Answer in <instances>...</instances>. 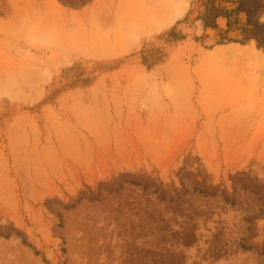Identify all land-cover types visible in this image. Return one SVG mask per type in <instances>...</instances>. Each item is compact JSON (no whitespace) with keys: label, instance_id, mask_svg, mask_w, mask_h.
Masks as SVG:
<instances>
[{"label":"rangeland","instance_id":"obj_1","mask_svg":"<svg viewBox=\"0 0 264 264\" xmlns=\"http://www.w3.org/2000/svg\"><path fill=\"white\" fill-rule=\"evenodd\" d=\"M261 29L241 0H0V264H264Z\"/></svg>","mask_w":264,"mask_h":264},{"label":"trees","instance_id":"obj_2","mask_svg":"<svg viewBox=\"0 0 264 264\" xmlns=\"http://www.w3.org/2000/svg\"><path fill=\"white\" fill-rule=\"evenodd\" d=\"M241 8L245 10L249 23L252 22L258 28H262L251 35V39H254L257 48L264 52V23L260 22V18L264 15L263 0H241Z\"/></svg>","mask_w":264,"mask_h":264},{"label":"bare ground","instance_id":"obj_3","mask_svg":"<svg viewBox=\"0 0 264 264\" xmlns=\"http://www.w3.org/2000/svg\"><path fill=\"white\" fill-rule=\"evenodd\" d=\"M242 17H244V15H242ZM223 20H220V25H221V27L223 26Z\"/></svg>","mask_w":264,"mask_h":264}]
</instances>
